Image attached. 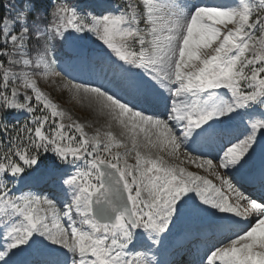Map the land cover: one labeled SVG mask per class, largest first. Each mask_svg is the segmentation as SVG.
<instances>
[{
    "label": "snow or ice",
    "instance_id": "obj_1",
    "mask_svg": "<svg viewBox=\"0 0 264 264\" xmlns=\"http://www.w3.org/2000/svg\"><path fill=\"white\" fill-rule=\"evenodd\" d=\"M3 7L0 264H264V0Z\"/></svg>",
    "mask_w": 264,
    "mask_h": 264
},
{
    "label": "rangeland",
    "instance_id": "obj_2",
    "mask_svg": "<svg viewBox=\"0 0 264 264\" xmlns=\"http://www.w3.org/2000/svg\"><path fill=\"white\" fill-rule=\"evenodd\" d=\"M51 79L55 83L54 84L48 83V84L50 86L59 87L60 88V95H62L64 100H65L62 104L58 102L60 104L61 108L70 112L74 118L80 119L81 122H86V123L92 124L93 127L88 129L89 131L94 130L95 127H100L102 125H105V118L98 116L95 113V111L91 107L88 106L87 102H82V101L75 99L74 97H72V95L70 93H68L66 90L62 89V82L59 81V78L53 77ZM112 131L119 134L121 130L118 127H116L115 125H113ZM162 155H164V154L162 153ZM165 158L168 159L167 156H165ZM183 159H184L183 156H181L180 160L170 159L169 163L177 164L179 166L185 167L188 171H193V172H197L198 174L205 175V173L202 170L197 169L195 167V165L189 164L187 162L181 163V161ZM209 178L211 179V177H209Z\"/></svg>",
    "mask_w": 264,
    "mask_h": 264
},
{
    "label": "trees",
    "instance_id": "obj_3",
    "mask_svg": "<svg viewBox=\"0 0 264 264\" xmlns=\"http://www.w3.org/2000/svg\"><path fill=\"white\" fill-rule=\"evenodd\" d=\"M8 0H0V15L6 14V9L3 7L4 3H7ZM117 3H122V0H115ZM43 87L46 91H51L52 97L55 101L63 103L65 100L62 95H60V88L56 86H50L47 82L43 84Z\"/></svg>",
    "mask_w": 264,
    "mask_h": 264
}]
</instances>
